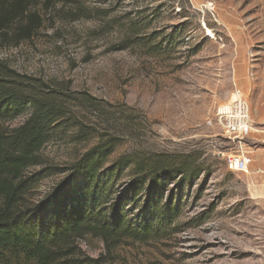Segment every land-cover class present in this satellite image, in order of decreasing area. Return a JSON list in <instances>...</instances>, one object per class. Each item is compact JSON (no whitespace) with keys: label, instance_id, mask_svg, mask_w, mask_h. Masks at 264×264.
I'll return each mask as SVG.
<instances>
[{"label":"rangeland","instance_id":"374dc122","mask_svg":"<svg viewBox=\"0 0 264 264\" xmlns=\"http://www.w3.org/2000/svg\"><path fill=\"white\" fill-rule=\"evenodd\" d=\"M31 3L40 26L29 38L20 34L23 21L0 33V65L64 91L92 134L79 141L78 128L58 131L42 150L43 164L28 171L49 168L27 201H41L108 133L120 143L106 167L124 154L153 152L189 157L200 171L183 191L169 181L164 198L174 192V206L181 204L170 225L148 240L110 245L86 235L77 242L88 256L101 264H264V166L255 159L264 155V0ZM237 90L254 128L242 148L254 160L247 172L229 171L228 155L241 148L215 117ZM131 168L115 184L117 192L127 187ZM0 264L36 263L21 254Z\"/></svg>","mask_w":264,"mask_h":264},{"label":"trees","instance_id":"16d2710c","mask_svg":"<svg viewBox=\"0 0 264 264\" xmlns=\"http://www.w3.org/2000/svg\"><path fill=\"white\" fill-rule=\"evenodd\" d=\"M31 1H0V33L23 21L20 34L32 36L41 19L31 10ZM40 1L49 8L54 0ZM68 97L42 80L0 65V260L23 254L36 264H101L82 250L79 238L99 236L107 245L122 238L148 240L181 210V204L174 206V192L164 198L169 181L177 180L183 191L199 174L200 167L189 157L172 159L153 152L124 154L106 167L120 138L105 133L67 167L60 184L41 201L28 202L27 193L48 167L33 175L28 171L43 164L42 150L58 131L78 128L79 141L92 134ZM22 116L18 126L8 125ZM129 167L127 187L117 192L115 184ZM130 203L137 215L131 216Z\"/></svg>","mask_w":264,"mask_h":264},{"label":"built area","instance_id":"2783aa9c","mask_svg":"<svg viewBox=\"0 0 264 264\" xmlns=\"http://www.w3.org/2000/svg\"><path fill=\"white\" fill-rule=\"evenodd\" d=\"M215 117L224 135L241 148L240 152L228 155L226 162L229 171L247 172L252 157L249 151L242 148L253 129V122L249 105L240 90H237V97L217 108Z\"/></svg>","mask_w":264,"mask_h":264},{"label":"crops","instance_id":"0c3cea01","mask_svg":"<svg viewBox=\"0 0 264 264\" xmlns=\"http://www.w3.org/2000/svg\"><path fill=\"white\" fill-rule=\"evenodd\" d=\"M252 157V156H251ZM255 159L260 161L261 162V166L263 167L264 166V162L262 161L264 159V155H260V153H258L256 156H255ZM254 162L253 160V157H252V163ZM252 163L250 164V166L252 165ZM249 166V167H250ZM254 167V166H253ZM255 168V167H254ZM249 169V168H248Z\"/></svg>","mask_w":264,"mask_h":264},{"label":"bare ground","instance_id":"6f19581e","mask_svg":"<svg viewBox=\"0 0 264 264\" xmlns=\"http://www.w3.org/2000/svg\"><path fill=\"white\" fill-rule=\"evenodd\" d=\"M209 36H210L211 38L215 39V36H214L213 32H211L210 30H209ZM235 97H237V93L233 94V98H235ZM253 129H254V128H253Z\"/></svg>","mask_w":264,"mask_h":264}]
</instances>
